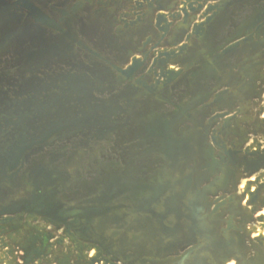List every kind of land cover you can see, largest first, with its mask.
Instances as JSON below:
<instances>
[{
  "label": "rangeland",
  "instance_id": "374dc122",
  "mask_svg": "<svg viewBox=\"0 0 264 264\" xmlns=\"http://www.w3.org/2000/svg\"><path fill=\"white\" fill-rule=\"evenodd\" d=\"M0 264H264V0H0Z\"/></svg>",
  "mask_w": 264,
  "mask_h": 264
}]
</instances>
